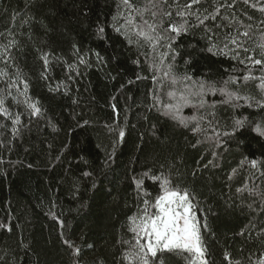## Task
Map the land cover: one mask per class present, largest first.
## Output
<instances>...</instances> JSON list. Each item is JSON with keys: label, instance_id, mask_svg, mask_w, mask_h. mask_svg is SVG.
Here are the masks:
<instances>
[{"label": "trees", "instance_id": "trees-1", "mask_svg": "<svg viewBox=\"0 0 264 264\" xmlns=\"http://www.w3.org/2000/svg\"><path fill=\"white\" fill-rule=\"evenodd\" d=\"M188 3L0 0V98L9 113H0V264H135L124 259L135 243L128 218L145 199L155 211L162 178L188 191L209 264L264 260V135L254 131L264 128V108L243 99L222 103L226 96L210 90L236 77L228 91L262 98L259 80L242 77L264 75V66L246 60H264V0H201L190 11L215 19L199 24L190 16L187 32H165L183 23L176 12ZM145 8L143 18L152 23L151 11L159 10L158 30L174 37L175 59L169 52L159 71L149 66L160 64L157 53L125 23L132 12L147 30L133 11ZM169 64L175 84L164 76ZM178 103L171 114L163 107ZM244 118L233 133L234 121ZM209 120L231 135L206 140ZM197 122L207 133L192 131ZM152 261L191 264L179 251L158 252Z\"/></svg>", "mask_w": 264, "mask_h": 264}, {"label": "snow or ice", "instance_id": "snow-or-ice-1", "mask_svg": "<svg viewBox=\"0 0 264 264\" xmlns=\"http://www.w3.org/2000/svg\"><path fill=\"white\" fill-rule=\"evenodd\" d=\"M122 2L129 8H131L130 0H122ZM201 0H190V3L184 5V7L176 12L178 17L183 19V23L179 25L170 24L169 29H165V32L171 31L174 32L177 36L180 35L182 32L188 31V20L187 18L190 16H195L197 22L199 24H203L205 20L212 18L215 19V15H204L201 19L199 13H193L190 10L192 9L193 5L199 4ZM245 3H248V0H244ZM149 5L152 8H158V3H167V0H148ZM223 7V5H220ZM231 7V5H229ZM252 7H256L255 4ZM136 15L140 16L143 25L146 26L145 28L141 27V25L135 24V17L133 16L132 12H129L125 23L134 25L133 31L136 33L137 36L142 38L145 44L150 47L160 58V64L152 63L150 64V68L154 69L155 71L160 70V65L164 63V58L168 56L169 52H173L172 59H175L174 50L172 49V40L174 37L172 36H165L163 35L158 29L161 28L163 21L156 22V17L160 14L159 10L151 11V16L153 18V22L149 23L143 17L148 8L143 10L140 9H133ZM216 12H219V7L216 8ZM260 11L264 12V7L260 8ZM163 15L166 17H171V11L163 12ZM115 19V17H114ZM123 27V26H122ZM117 32H121V28L115 29ZM103 32V29H100ZM244 36L248 35V32L243 33ZM162 41H167L166 44H161ZM129 43H132V40L129 38ZM139 44V41H137ZM230 43L236 46V49H243L244 52H248L247 48L243 47L242 43L238 42V38H232ZM161 46H165L168 51L166 52H159L158 49ZM215 47V46H213ZM262 51L261 55L264 56V44L260 45ZM224 49H228V45L224 46ZM209 51H212L213 48H209ZM223 51V50H222ZM235 54L233 55V59L239 58V52L232 49ZM147 55V54H146ZM7 58V57H6ZM246 60L249 61L253 65L264 66V60L261 59H253L251 56L246 57ZM47 63V61H45ZM83 63V61H81ZM139 63V61H136ZM241 64L245 63V60H240ZM168 70L164 71V76L169 78L172 84H175L176 78L171 76V64L167 66ZM0 75H6L3 70H0ZM139 79V77H137ZM153 80H156V76L153 75ZM185 80H189L190 77H184ZM242 80L247 82L249 80H259L258 87L261 90L262 98L260 100H256L254 97L245 96L241 97L238 91H228V86L230 84H237L239 81L236 77H230L229 80L224 81L225 87L220 89L211 88V91H220L222 94L226 96V99L222 103L232 104L235 101H239L243 99L245 102H254L258 107L264 108V75L260 77H255L252 75L251 71L243 75ZM18 87V85L14 83H10L8 85L9 88L11 87ZM204 85L201 84L200 88L203 89ZM24 88L27 89V83L24 84ZM9 95L11 93L9 92ZM169 96H175L174 92H169ZM180 100L183 103L187 104L189 102L188 97L185 96L183 93L180 94ZM4 100L0 98V113L8 116L9 113L6 108L3 107ZM201 105H203V101H201ZM181 105L178 103L176 105L173 104H164L163 107L165 108L168 114L173 113L174 111H178ZM235 106H239L238 104ZM29 108L32 109V114L36 115L40 113L39 107L36 104H29ZM192 120H196L197 118L194 116L191 118ZM201 120L204 117L200 118ZM246 122V118L244 119H236L232 125L233 133L236 129L241 128L244 126ZM13 123H19V116L16 117ZM181 123H185L184 119L181 118ZM208 125L211 128V135H205L206 140H219L221 135L229 136L231 133L228 132H220V125L218 121L209 120ZM185 126H187L185 124ZM194 133L205 132L207 133L208 129H204L201 127L200 123L197 122L196 126L192 128ZM254 131L264 135V128L261 127L260 124H257L254 128ZM125 135L124 131L121 130L119 132V136L123 138ZM197 143L199 144L200 141L198 140ZM211 163V162H210ZM243 163V162H242ZM252 167L257 166L256 160L250 161ZM235 171V170H234ZM87 175V173H86ZM154 179H161V178H154ZM137 188H140L142 181H137ZM162 194L158 195L155 198V203L151 204V207L155 209L154 212L149 211L150 202L149 200L145 199L143 201V208L138 209L139 215L130 216L128 219L130 221V231L135 235V243L131 244V248L125 254L124 259L129 261H135V264H150V258L157 257V253H163L165 251L172 252V251H179L184 254H188V258L191 261V264H209L207 258V251L206 247L203 244L201 234H200V224L199 221L196 219V215L194 213L193 205L189 198L188 191L181 190L179 188L171 187V181L168 178H162L161 183ZM240 191V189H237ZM147 195V193H145ZM207 225L205 224L204 227ZM66 244H69L70 247L75 248V252L78 255L80 249L72 245L69 241L65 240ZM124 243H130L125 241ZM225 258L230 260V257L227 253H225ZM151 264H155V261H152ZM163 264V261H161ZM260 264H264V260L260 261Z\"/></svg>", "mask_w": 264, "mask_h": 264}]
</instances>
